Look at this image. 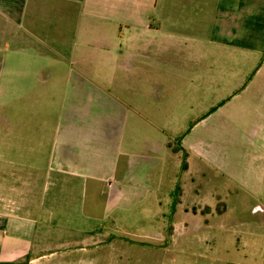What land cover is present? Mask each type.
<instances>
[{"label": "crops", "instance_id": "1", "mask_svg": "<svg viewBox=\"0 0 264 264\" xmlns=\"http://www.w3.org/2000/svg\"><path fill=\"white\" fill-rule=\"evenodd\" d=\"M260 46L264 0H0V264H102L108 230L261 264L237 174L179 169V96L253 79Z\"/></svg>", "mask_w": 264, "mask_h": 264}, {"label": "rangeland", "instance_id": "2", "mask_svg": "<svg viewBox=\"0 0 264 264\" xmlns=\"http://www.w3.org/2000/svg\"><path fill=\"white\" fill-rule=\"evenodd\" d=\"M251 59L247 67L256 69L264 56L254 57L258 62H251ZM262 69L253 79L251 74L247 79L233 77L229 89L221 87L208 94L179 96L184 100L179 110V169L205 166L199 160L193 161L195 153L200 151L211 155L209 165L212 168H224L237 174L241 181H233L231 185L229 199L233 204L232 210H244L246 203L254 197L258 199L262 211L243 215L258 222L256 232L261 237L258 238L260 252L255 257L259 263L264 264V94H260L264 90V66ZM255 168H258L256 172L253 171ZM238 202L242 206L236 205ZM244 225L233 222L232 229L244 231ZM105 227L110 229L112 224L106 222ZM253 227L255 225L250 226L251 229ZM104 234L105 247H109V250L104 251L102 264H156L167 260L182 264L194 259L191 255L179 253L167 256L147 254L138 251L143 242L137 236L110 230Z\"/></svg>", "mask_w": 264, "mask_h": 264}]
</instances>
